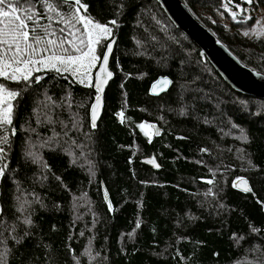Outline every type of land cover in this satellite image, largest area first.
<instances>
[{
  "label": "trees",
  "instance_id": "obj_1",
  "mask_svg": "<svg viewBox=\"0 0 264 264\" xmlns=\"http://www.w3.org/2000/svg\"><path fill=\"white\" fill-rule=\"evenodd\" d=\"M181 1L242 65L264 74V36L240 34L251 19L229 18L225 25L218 17L227 19L223 0ZM83 2L99 22L118 20L113 79L95 130L93 88L49 73L19 101L17 134L5 146L9 169L0 180V208L14 217L16 197L24 195L32 201L33 225L11 264H256L264 251V101L231 90L156 0ZM252 7L264 11V0ZM104 49L98 46V54ZM159 77L171 83L153 98L149 87ZM45 93L61 106L44 108ZM141 123L158 126L160 134L149 142ZM151 154L158 172L140 163ZM238 178L249 182L250 195L231 187ZM253 226L262 232H251Z\"/></svg>",
  "mask_w": 264,
  "mask_h": 264
},
{
  "label": "snow or ice",
  "instance_id": "obj_2",
  "mask_svg": "<svg viewBox=\"0 0 264 264\" xmlns=\"http://www.w3.org/2000/svg\"><path fill=\"white\" fill-rule=\"evenodd\" d=\"M254 2L255 0H241V4L249 6ZM241 4H236L234 0H223L222 6L234 22L246 23L252 17L249 9L243 8ZM233 8L236 10L233 11ZM259 23L258 20L257 24ZM117 25V19L109 20L107 23L99 22L90 14L89 5L83 0H0V180L6 178L9 169V164L5 162L9 152L5 146H10L11 137L17 134L14 118L19 101L23 98L24 92L33 85H42V82H46L49 73L53 74L52 79L70 80L71 83L95 89L90 127L93 130L97 128L98 109L102 103L104 86L113 75L108 71V62L116 43L114 27ZM256 33V28H253L252 34ZM243 34L247 37L250 32L245 31ZM103 41L110 42L104 45ZM98 46L106 47L102 56L97 52ZM98 61H101L99 71L93 77L92 69L97 66ZM37 73L41 74L37 75ZM158 83L171 82L165 78ZM12 84L17 85L18 88L11 87ZM156 86V84L152 86L154 94ZM65 99L67 100V97ZM41 105L44 108L61 106L57 105L53 96L47 93ZM67 107H72L70 100L67 101ZM118 115L123 122L124 112L121 111ZM48 122L55 123L50 117ZM138 127L145 136H148L146 129H152L154 135L160 134L151 124L141 123ZM149 142H151L150 136ZM72 143L81 150L86 147L84 144H77L75 140ZM80 154L85 155L83 151ZM29 155L33 154L30 152ZM148 163L159 167L155 160H150ZM43 167L48 168V165ZM59 179L60 177H57V180ZM205 183L212 185L214 181L208 179ZM239 184L244 185L242 189L244 193L252 192L247 180L240 179ZM238 186L236 182L231 184L234 189ZM207 194L211 195L212 190L209 189ZM32 195L39 201L38 196ZM107 197L108 194L105 192V199ZM16 199L19 206L14 210V217L0 208V264H11L10 255L14 251H19V247L16 246L22 247L24 241L32 235L26 230L33 225L29 212L32 201L26 199L24 195H18ZM260 203L264 208V202ZM107 207L109 211L113 210L111 203ZM13 220L18 223L10 222ZM139 227L140 224L137 223L136 228ZM18 228L22 235L18 234ZM250 231L260 233L262 229L253 226ZM80 235L83 236L84 233ZM85 254L91 256L90 250H86ZM76 264H80L79 259ZM256 264H264V251L257 256Z\"/></svg>",
  "mask_w": 264,
  "mask_h": 264
},
{
  "label": "water",
  "instance_id": "obj_3",
  "mask_svg": "<svg viewBox=\"0 0 264 264\" xmlns=\"http://www.w3.org/2000/svg\"><path fill=\"white\" fill-rule=\"evenodd\" d=\"M163 14L169 21V23L182 35H184L199 51V57L204 62L206 61L213 71L219 76V78L234 92L259 99L264 101V74L258 73L254 70H251L244 65H242L239 60L220 42L216 37L201 23L195 19L193 15L189 12L188 8L184 5L181 0H156ZM115 45L113 46V52L110 55L108 62V71L112 72L110 69L111 58L114 53ZM106 51V47L104 49ZM101 61H99L100 64ZM99 64L95 71H99ZM94 73V76H95ZM113 74V73H112ZM167 77H159L154 81L149 87V95L153 98L159 97L161 94L165 93L170 86L169 84H160L158 81H161ZM112 78L104 86V92L102 94V103L98 109V120L97 125L101 119L104 106V94L110 84ZM168 79V78H167ZM169 80V79H168ZM170 81V80H169ZM153 84H156L155 94L152 91ZM94 89V88H93ZM163 89V91H162ZM95 91V89H94ZM95 102L93 99L92 104ZM91 104V105H92ZM91 121V106L89 109V122ZM155 129L159 131V127L154 125ZM152 130V129H151ZM158 135L153 134L152 130V139ZM150 160H155L158 164L155 156L151 154L148 157H145L140 160V163L149 167L155 172L160 170V167H156L153 164L148 163ZM159 165V164H158ZM244 178H238L233 182H236L239 186L238 188H233L238 193L244 195H250L249 193H244L242 191L244 185L239 184V180ZM246 180V179H245ZM101 192L104 197V202L106 204L110 203L109 196L105 199V192H107L103 183H101ZM108 194V192H107Z\"/></svg>",
  "mask_w": 264,
  "mask_h": 264
},
{
  "label": "rangeland",
  "instance_id": "obj_4",
  "mask_svg": "<svg viewBox=\"0 0 264 264\" xmlns=\"http://www.w3.org/2000/svg\"><path fill=\"white\" fill-rule=\"evenodd\" d=\"M245 8L249 9L252 19H251V24L249 25L248 29L242 30V32H240V34L244 35L243 33L245 31H249L250 35L247 36V38H250V39H254V38L264 36V11L259 9V8L252 7V6H247ZM232 10L235 11L236 9L233 8ZM227 14H228V12H227ZM228 15H227V19H226L225 14H223V13L218 14L220 21L223 22L225 25L228 24L229 18L232 20L231 16L230 15L228 16ZM258 20L260 21L259 24H257ZM253 28H256V30H257L256 34H252ZM98 64H99V61L97 62V66L94 69H92L93 77H94V73L98 67ZM145 131L148 132V136H151V134H152L151 129H146Z\"/></svg>",
  "mask_w": 264,
  "mask_h": 264
}]
</instances>
